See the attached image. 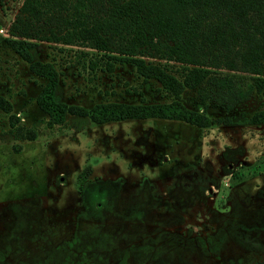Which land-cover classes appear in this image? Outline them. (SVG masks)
<instances>
[{
  "label": "rangeland",
  "instance_id": "obj_1",
  "mask_svg": "<svg viewBox=\"0 0 264 264\" xmlns=\"http://www.w3.org/2000/svg\"><path fill=\"white\" fill-rule=\"evenodd\" d=\"M229 1L185 11L204 38L195 64L202 78L176 99L231 121L199 126L157 116L94 122L70 113L47 125L35 100L46 79L5 42L21 0H0V96L11 105L9 112L0 107V264H264V122H243L264 100L238 55L264 29V4L238 14ZM30 41L31 56L54 67L55 96L67 104L175 98L129 62L83 45ZM143 58L180 80L192 66ZM211 74L241 75L245 98L229 109L216 104ZM9 113L35 137L15 134Z\"/></svg>",
  "mask_w": 264,
  "mask_h": 264
},
{
  "label": "trees",
  "instance_id": "obj_2",
  "mask_svg": "<svg viewBox=\"0 0 264 264\" xmlns=\"http://www.w3.org/2000/svg\"><path fill=\"white\" fill-rule=\"evenodd\" d=\"M229 0H21L18 10L8 26L6 44L22 59L29 69L46 79L35 97L37 105L46 113L47 125L61 123L66 113L88 115L94 122L157 116L181 119L195 125L206 126L213 121L230 123L227 116L210 119L206 114L182 105L177 95L183 87L194 86L199 79L200 67L196 56L204 49V38L197 32L194 17L185 15L187 9L204 12ZM264 0H233L238 14L248 9L259 10ZM256 23L253 25L256 27ZM30 39L52 41L66 45H83L121 62L135 66L143 77L159 80L162 88L175 95L165 102L153 103H96L90 109L77 104H67L55 96L57 73L54 67L34 59L29 48ZM212 40L220 42L221 34ZM238 51L243 71L252 73L254 83L264 100V29L246 39ZM214 43L213 41H211ZM165 56L190 63L178 79L157 64L143 57ZM109 68V67H108ZM242 76L237 74L207 75L206 82L212 90L214 102L229 109L245 98L247 91L238 86ZM0 107L9 112L10 103L0 96ZM9 125L23 138L35 137V130L16 124V115L9 113ZM243 122H264V108L243 118ZM16 124V125H15ZM89 199L96 196V184H90ZM87 186L84 188V192ZM86 193V192H85ZM93 264V263H84Z\"/></svg>",
  "mask_w": 264,
  "mask_h": 264
}]
</instances>
